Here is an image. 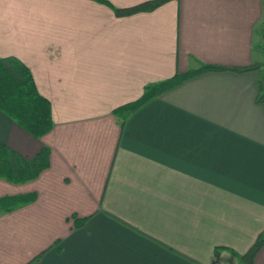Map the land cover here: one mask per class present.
<instances>
[{"label": "crops", "instance_id": "obj_1", "mask_svg": "<svg viewBox=\"0 0 264 264\" xmlns=\"http://www.w3.org/2000/svg\"><path fill=\"white\" fill-rule=\"evenodd\" d=\"M144 1L0 0V57L28 68L52 118L36 139L0 111V145L49 150L36 178L0 179V196L37 195L0 212V264H238L264 229L256 71L205 72L122 123L112 113L202 64L263 70L264 0L111 9Z\"/></svg>", "mask_w": 264, "mask_h": 264}, {"label": "trees", "instance_id": "obj_2", "mask_svg": "<svg viewBox=\"0 0 264 264\" xmlns=\"http://www.w3.org/2000/svg\"><path fill=\"white\" fill-rule=\"evenodd\" d=\"M168 1L170 0H147L133 6L111 7V9L116 16H126L152 11ZM261 67L257 63L248 66L202 64L196 69L175 73L169 78L144 86L142 94L137 99L114 108L112 113L122 123L143 104L184 81L205 72L220 71H256V102L264 106V69H260ZM0 111L36 139H40L52 128L49 101L38 93L28 68L14 57H0ZM48 165L47 147H42L35 156L26 159L6 146L0 145V179L11 184L24 183L36 178ZM36 197L34 191L0 196V212H7L16 206L32 203ZM71 217L74 227L77 228L82 226L89 216L77 218L72 214ZM261 248H264V229L256 236L245 253L236 256L238 264H253V259ZM39 256L40 254L26 264H31Z\"/></svg>", "mask_w": 264, "mask_h": 264}]
</instances>
